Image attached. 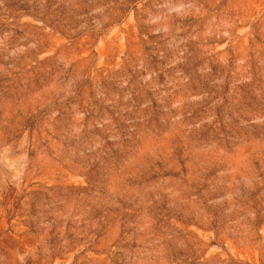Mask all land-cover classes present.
I'll use <instances>...</instances> for the list:
<instances>
[{
  "label": "rangeland",
  "instance_id": "374dc122",
  "mask_svg": "<svg viewBox=\"0 0 264 264\" xmlns=\"http://www.w3.org/2000/svg\"><path fill=\"white\" fill-rule=\"evenodd\" d=\"M0 264H264V0H0Z\"/></svg>",
  "mask_w": 264,
  "mask_h": 264
}]
</instances>
